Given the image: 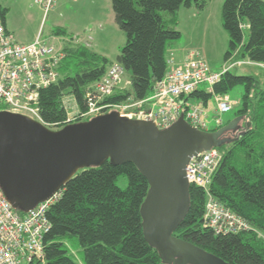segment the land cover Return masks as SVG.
<instances>
[{"label":"trees","instance_id":"trees-1","mask_svg":"<svg viewBox=\"0 0 264 264\" xmlns=\"http://www.w3.org/2000/svg\"><path fill=\"white\" fill-rule=\"evenodd\" d=\"M208 2L112 0L116 24L126 35L125 47L113 62L85 45H67L60 64L63 79L40 91L43 122L53 131L67 126L66 96H72L80 113H85L88 92L114 64L129 73L130 88H118L104 103L148 99L169 71L168 50L182 37L178 13L182 8L203 12ZM7 11L0 3L4 26ZM164 12L171 18H165ZM222 25L230 37L226 61L238 53L244 61L263 66V75L238 76L229 71L213 87L218 96H228L238 86L246 91L237 114L242 122L234 132L226 133L224 143L220 140L214 147L223 153V161L211 192L255 231L218 236L205 228L206 195L191 186L190 210L174 236L225 264H264V0H225ZM246 33L250 36L247 43ZM53 34L72 39L66 28ZM191 98L208 106L213 95L200 89ZM121 178L128 181L125 190L118 185ZM149 189L147 179L132 163L112 166L107 161L102 167L81 170L50 209L52 227L44 239V257L33 264H77L69 246L73 241L83 249L85 264H165L144 235L141 209ZM15 210L22 216L25 213L21 207Z\"/></svg>","mask_w":264,"mask_h":264},{"label":"water","instance_id":"water-1","mask_svg":"<svg viewBox=\"0 0 264 264\" xmlns=\"http://www.w3.org/2000/svg\"><path fill=\"white\" fill-rule=\"evenodd\" d=\"M235 119L213 133L193 128L184 117L167 130L127 120L118 112L53 131L26 116L0 112V187L14 209L27 213L52 198L81 170L134 164L150 189L142 206L146 241L163 262L225 264L174 236L190 210L187 167L239 125ZM224 143L225 141H221Z\"/></svg>","mask_w":264,"mask_h":264},{"label":"built area","instance_id":"built-area-1","mask_svg":"<svg viewBox=\"0 0 264 264\" xmlns=\"http://www.w3.org/2000/svg\"><path fill=\"white\" fill-rule=\"evenodd\" d=\"M57 2L36 0V4L46 12L52 10ZM64 57L63 52L59 53L40 38L31 45L17 43L0 18V106L48 127L41 116L40 91L63 79L60 64ZM168 64L167 75L156 84L148 99L110 105L104 103L105 99L122 87L125 78V69L114 64L104 79L88 92L87 111H78L73 116L68 114L65 124L85 122L116 111L124 119L150 122L162 131L172 127L181 117L202 132L211 133L222 129L223 115L232 112L235 104L227 96L215 95L213 87L236 65L213 72L206 60L197 54L181 65H177L171 57ZM204 85H207V92L213 95L217 104L215 114L211 115L212 120L204 109L207 106L191 98ZM222 161L223 153L213 148L192 158L187 167L190 186L201 188L206 195L203 225L218 236L255 231L246 220L220 204L211 192ZM62 194L63 190L22 216L6 199L0 187V264H33L36 260L42 261L44 239L52 227L48 213Z\"/></svg>","mask_w":264,"mask_h":264},{"label":"rangeland","instance_id":"rangeland-1","mask_svg":"<svg viewBox=\"0 0 264 264\" xmlns=\"http://www.w3.org/2000/svg\"><path fill=\"white\" fill-rule=\"evenodd\" d=\"M0 2L2 7L8 10L6 13V20L9 26L14 29L17 38L24 40L30 39L36 34L46 45L62 53L63 49L56 47V45L59 46V39L53 34V31L56 29V26L53 24V17L57 3L52 10L46 12L36 4V0H0ZM208 3L209 7L204 12H200L196 8H182L180 10L177 18L179 20L178 30L181 32L182 37L171 46L168 50V55L173 52L174 57L176 56L177 58L188 60L191 59L194 54H197L206 60L213 72H220L225 66L230 67L233 64H237V66L231 70L233 74L238 76L255 75L261 77L263 75V66L244 61L238 53H236L232 59L226 61V55L230 49V37L222 25V9L225 0H210ZM162 15L167 19L171 18L166 12L162 13ZM57 21L68 25V27H70V32H77V29L79 32L84 30V22L80 20L79 11L72 7H70V10L66 14H63L62 17L59 16ZM121 34L126 37L124 33ZM107 35L111 38V49L120 51L118 39L114 32L108 27ZM81 36L87 37V35L84 36V34ZM249 37V34L246 33V43L249 41ZM128 83H130V75L129 73H125L123 82L125 88H130ZM201 89L207 90V85L202 86ZM245 91L244 86H238L229 92L227 97L235 105L232 112L223 115L224 127L235 119L240 120L239 124L242 122L243 119L237 118V114L241 109L242 98ZM63 103L67 110V114H70V116H73L79 111L72 96L64 97ZM204 109L210 116H213L216 112L217 104L212 99ZM212 116L210 120L213 119ZM213 126H215L214 122ZM227 137L225 134L221 141L226 140ZM118 185L121 189L125 190L128 187L127 179L121 178ZM69 246L72 254L75 256L77 264H85L83 249L79 244L73 241L69 242Z\"/></svg>","mask_w":264,"mask_h":264},{"label":"crops","instance_id":"crops-1","mask_svg":"<svg viewBox=\"0 0 264 264\" xmlns=\"http://www.w3.org/2000/svg\"><path fill=\"white\" fill-rule=\"evenodd\" d=\"M70 7L79 11L80 20L84 22L83 31L79 32L77 29V32H70V27H68V25L57 21V18L59 16L62 17L63 14H66L70 10ZM208 7L209 3L207 8ZM194 17L196 18L195 14ZM53 20V24L54 26H56V29L66 28L72 35V39L57 37V39H59V46L56 45V47L58 48L64 49L67 45L82 44L87 47L89 46V48H91L93 51L115 62L121 54V48H124V46L126 45V37L121 34L123 32L116 24L112 0H58L57 5L54 9ZM107 27L114 32L116 38L118 39L120 51H114V49H111V38L107 35ZM5 28L8 33L14 36L16 42L21 45H31L38 40V35L36 36V34L33 35L30 39L24 40L21 38H17L14 29L9 26L7 20ZM83 34L84 36L87 35V37L85 38L81 36ZM168 56L169 59L173 57L177 65H181L185 61H187L181 58H177L176 56L174 57L173 52H171Z\"/></svg>","mask_w":264,"mask_h":264},{"label":"flooded vegetation","instance_id":"flooded-vegetation-1","mask_svg":"<svg viewBox=\"0 0 264 264\" xmlns=\"http://www.w3.org/2000/svg\"><path fill=\"white\" fill-rule=\"evenodd\" d=\"M221 139H223V137ZM166 264H183V263L179 260V258L170 257L169 259H166Z\"/></svg>","mask_w":264,"mask_h":264},{"label":"bare ground","instance_id":"bare-ground-1","mask_svg":"<svg viewBox=\"0 0 264 264\" xmlns=\"http://www.w3.org/2000/svg\"><path fill=\"white\" fill-rule=\"evenodd\" d=\"M217 149V148H216Z\"/></svg>","mask_w":264,"mask_h":264}]
</instances>
